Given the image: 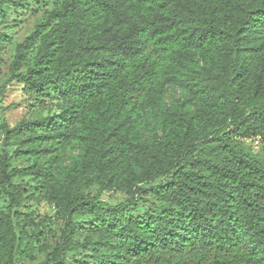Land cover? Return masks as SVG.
<instances>
[{"label":"trees","instance_id":"trees-1","mask_svg":"<svg viewBox=\"0 0 264 264\" xmlns=\"http://www.w3.org/2000/svg\"><path fill=\"white\" fill-rule=\"evenodd\" d=\"M45 1L0 0V16ZM10 69L9 82L58 110L0 123L3 143L16 145L0 154L3 264L24 233L15 225L28 184L13 177L31 178L66 215L44 264L78 248L96 264H264V0H59L15 45ZM181 81L186 99L162 109ZM144 107L158 112L149 139L128 114ZM72 139L80 151L63 164ZM256 139L257 152L245 143ZM82 180L135 200L87 198ZM83 215L92 221L77 242Z\"/></svg>","mask_w":264,"mask_h":264},{"label":"rangeland","instance_id":"rangeland-1","mask_svg":"<svg viewBox=\"0 0 264 264\" xmlns=\"http://www.w3.org/2000/svg\"><path fill=\"white\" fill-rule=\"evenodd\" d=\"M59 0H47L45 2H27L19 7L4 5L2 15L0 16V86H3L2 95H0V123L6 122L9 126L15 125L18 121H30L39 115H47L56 112L58 109L54 105H41L35 102V99L26 93L23 85L15 80L8 81L11 76L10 63L13 58L15 45L24 39L34 28V26L43 21L48 12L57 4ZM33 53L31 54V56ZM22 67L20 71H25ZM187 89L183 81L176 84H169L164 92L162 109L172 110L176 103H181L186 99ZM45 102H48L46 99ZM190 109L193 105L188 106ZM128 114L136 122V133L141 139H149L156 131L158 112L150 108L133 109ZM252 149L259 150L258 143H251ZM16 145H5L0 132V154L6 152L11 155ZM80 151V145L76 139H72L62 152V163L67 164ZM32 163V160L15 161L10 160L11 167H26ZM28 184L26 194L20 206L17 208L24 217L16 222L17 233L23 231L20 235L17 246L12 253L14 264H44L48 262L49 255L54 251H59L62 244V236L68 230L66 215L62 209L56 207L50 202L45 192L40 186L36 185L29 177H13L12 181H20ZM157 181L145 185H155ZM141 185V186H145ZM87 198L97 200L115 206L123 202H132L131 193L116 190L99 191L96 183L84 182L83 180L76 187ZM134 197L136 195L134 194ZM8 208V199L0 189V209L6 211ZM92 221L91 216L83 215L73 218V224L83 228L81 234L75 235L77 242H83L85 234ZM40 227L41 234L33 238L31 233L35 227ZM31 246V250L29 247ZM64 260L57 264H96L98 259L90 249L78 248L67 250L64 253ZM8 258L4 248L0 243V264Z\"/></svg>","mask_w":264,"mask_h":264},{"label":"built area","instance_id":"built-area-1","mask_svg":"<svg viewBox=\"0 0 264 264\" xmlns=\"http://www.w3.org/2000/svg\"><path fill=\"white\" fill-rule=\"evenodd\" d=\"M255 143H258V139L255 140Z\"/></svg>","mask_w":264,"mask_h":264}]
</instances>
